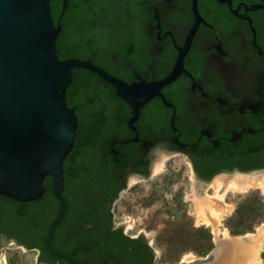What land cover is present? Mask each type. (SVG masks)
<instances>
[{
    "label": "flooded vegetation",
    "instance_id": "flooded-vegetation-1",
    "mask_svg": "<svg viewBox=\"0 0 264 264\" xmlns=\"http://www.w3.org/2000/svg\"><path fill=\"white\" fill-rule=\"evenodd\" d=\"M53 19L60 60L90 61L128 84L176 75L131 120L112 84L74 68L63 212L46 176L35 200L3 207L0 197V239L35 249L38 264H158L151 237L125 218H145L127 202L131 182L153 180L136 203L148 209L188 180L191 209L173 195L170 217L216 229L214 213L230 204L208 190L264 181V0H67Z\"/></svg>",
    "mask_w": 264,
    "mask_h": 264
},
{
    "label": "water",
    "instance_id": "water-1",
    "mask_svg": "<svg viewBox=\"0 0 264 264\" xmlns=\"http://www.w3.org/2000/svg\"><path fill=\"white\" fill-rule=\"evenodd\" d=\"M60 4L63 11L67 0ZM60 28L50 0H0V195L35 200L44 191V178L51 176L62 214V165L77 128L66 98L73 69L90 70L112 84L117 96L131 106V120L176 73L157 83L128 84L90 61L60 60L56 50ZM5 243L0 239V246ZM217 249L216 242L205 257L179 264L208 263Z\"/></svg>",
    "mask_w": 264,
    "mask_h": 264
},
{
    "label": "rangeland",
    "instance_id": "rangeland-1",
    "mask_svg": "<svg viewBox=\"0 0 264 264\" xmlns=\"http://www.w3.org/2000/svg\"><path fill=\"white\" fill-rule=\"evenodd\" d=\"M163 174L157 176L162 178ZM156 178V179H157ZM264 183V181H259ZM153 180H141L136 185L132 184L128 194L129 205H134V211L140 212L144 219H137L135 214L125 212V218L130 225L135 227L130 229L132 234L145 233L151 237V243L155 251V260L158 264H179L180 261H192L205 257L215 246L216 238L221 239L223 235H232L236 237L246 234H255L262 227L264 232V189L258 185L247 186L241 190L237 187H219L215 185L208 190V194L216 196L222 194L224 201L230 204L226 206L229 211L223 215L217 223V228H211L204 224L197 226H186L190 222V216L186 214L185 218L172 219L169 213L170 209L176 207V197L181 193L178 199L183 204L178 210L187 211L191 209L189 201L190 182L180 180L167 190V195L156 197L153 207L142 209L136 205L141 201L143 193L150 191V185ZM215 184V183H214ZM136 188V191L135 190ZM162 189V188H161ZM228 189H230L228 191ZM228 191V192H227ZM137 206V207H136ZM118 216V210H114ZM151 219L148 221V219ZM148 218V219H147ZM177 223V224H176ZM181 224V225H180ZM1 248L2 258L0 264H38V252L35 249H28L11 239L7 240ZM261 264H264V235L262 238V247L260 249Z\"/></svg>",
    "mask_w": 264,
    "mask_h": 264
},
{
    "label": "bare ground",
    "instance_id": "bare-ground-1",
    "mask_svg": "<svg viewBox=\"0 0 264 264\" xmlns=\"http://www.w3.org/2000/svg\"><path fill=\"white\" fill-rule=\"evenodd\" d=\"M252 185H258L264 189V183L259 181L245 182V185H237L236 187L243 189ZM223 213L224 211L216 212L214 213V217L218 220ZM263 235L264 232L262 227H260L255 234H246L236 238L228 237L225 233L224 238H216L218 244L217 252L212 261L205 264H261L260 249L262 247ZM0 258H2L1 253Z\"/></svg>",
    "mask_w": 264,
    "mask_h": 264
},
{
    "label": "trees",
    "instance_id": "trees-1",
    "mask_svg": "<svg viewBox=\"0 0 264 264\" xmlns=\"http://www.w3.org/2000/svg\"><path fill=\"white\" fill-rule=\"evenodd\" d=\"M60 3H61V0H50L51 14H52L53 18L56 17L57 13L59 12V10L61 8V4ZM67 102H68V98H67ZM0 197L3 198V200H5L4 202L1 203V205L3 207H10L15 202L14 200L9 199L8 197L6 198V196H4V195H2Z\"/></svg>",
    "mask_w": 264,
    "mask_h": 264
}]
</instances>
